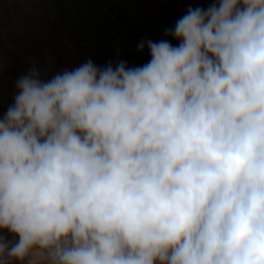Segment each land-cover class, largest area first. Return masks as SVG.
Segmentation results:
<instances>
[{
	"label": "clouds",
	"instance_id": "obj_1",
	"mask_svg": "<svg viewBox=\"0 0 264 264\" xmlns=\"http://www.w3.org/2000/svg\"><path fill=\"white\" fill-rule=\"evenodd\" d=\"M167 34L143 66L16 81L0 264H264V0L190 8Z\"/></svg>",
	"mask_w": 264,
	"mask_h": 264
},
{
	"label": "rangeland",
	"instance_id": "obj_2",
	"mask_svg": "<svg viewBox=\"0 0 264 264\" xmlns=\"http://www.w3.org/2000/svg\"><path fill=\"white\" fill-rule=\"evenodd\" d=\"M214 2L0 0V118L14 103L16 81L33 62L44 80L89 60L98 68L109 64L115 68L120 62L129 68L143 66L151 59L148 40L178 46L179 41L167 31L190 8L207 9ZM141 42H145L143 51L138 48ZM3 235L10 242L18 240L8 232Z\"/></svg>",
	"mask_w": 264,
	"mask_h": 264
},
{
	"label": "bare ground",
	"instance_id": "obj_3",
	"mask_svg": "<svg viewBox=\"0 0 264 264\" xmlns=\"http://www.w3.org/2000/svg\"><path fill=\"white\" fill-rule=\"evenodd\" d=\"M119 26V25H118ZM120 27V26H119ZM127 28V27H126ZM128 50L131 52L133 49H132V46L131 45H129L128 46Z\"/></svg>",
	"mask_w": 264,
	"mask_h": 264
}]
</instances>
